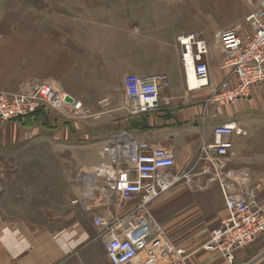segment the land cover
<instances>
[{"label":"crops","instance_id":"crops-1","mask_svg":"<svg viewBox=\"0 0 264 264\" xmlns=\"http://www.w3.org/2000/svg\"><path fill=\"white\" fill-rule=\"evenodd\" d=\"M158 5L160 1L152 0V8ZM153 12L138 18L120 15L119 26L115 25L114 16H105L99 10L89 19H86L87 14L71 8L46 14L44 20L38 21V86L51 83L80 100L88 118H102L98 132L93 134H99L105 142L112 134L124 132L151 147L170 150L175 167L180 168H203L202 143L215 140V125L230 123L239 132L228 138L232 148L224 158L227 168L246 171L249 182L252 175H264V82L252 87L250 101L234 104L213 102L209 87L189 89L176 43V36L184 33L185 28L173 25L170 15ZM132 23L140 24V33L131 37L132 47L135 43L136 47L129 55L131 59L134 56L135 62H122L128 54L113 50L120 44L116 37H127ZM232 25L242 36L250 31L243 20ZM141 39L154 40V50L141 51ZM222 57L221 49L211 50L209 81L214 86L230 89L237 79L231 69L220 67ZM138 62L149 66L141 67L136 65ZM108 71L166 74L170 84L162 90L156 111L145 116L132 115L126 109L123 80L111 83L106 75ZM104 102L110 105L108 111L100 109ZM45 113V107L41 106L38 125L44 123ZM34 128L19 121L0 122V133L10 134L12 140L16 139L17 131L31 135ZM6 129L10 132L4 133ZM195 176L196 181L202 183L216 181L202 174ZM212 194L215 199L213 223L217 226L225 214L218 184L212 186ZM183 196V192L172 188L161 193L149 204L150 213L170 240L186 249L187 264H229L221 254L202 248L205 240L201 235L205 229L184 240L170 234L174 229L173 221L166 212L175 204L174 199H179V206L184 205ZM0 212V264H111L96 227L92 230L84 224L70 223L60 228L51 217L38 216V175L0 174ZM231 264H264V242L259 240L238 250Z\"/></svg>","mask_w":264,"mask_h":264},{"label":"built area","instance_id":"built-area-1","mask_svg":"<svg viewBox=\"0 0 264 264\" xmlns=\"http://www.w3.org/2000/svg\"><path fill=\"white\" fill-rule=\"evenodd\" d=\"M256 1L257 6L244 17L249 33L242 36L238 28L230 27L216 35L223 53L220 67L231 69L237 79L233 88L214 86L209 81L211 48L200 33L189 31L176 36L189 89L209 87L213 102L234 104L251 100L252 87L264 82V0ZM188 68L193 71V86L189 85ZM169 84L166 74H126L123 89L128 113L148 115L156 111L161 92ZM66 96L51 83L39 85L32 93L6 95L0 91V122L26 123L41 106L59 110L66 118L89 116L80 100L72 97L71 101H66ZM238 132L230 123L217 124L213 128L215 140L203 142L200 149L205 165L202 173L215 172L212 180L219 183L225 207V214L218 225L209 230L202 248L221 254L229 264L238 250L264 233V207L258 203L256 187L249 184L248 173L223 172L224 158L232 148L228 138ZM103 151L110 165L98 171L99 175L111 179L107 190L115 199L108 201V210L90 207L85 202L84 207L91 213L92 223L102 236L108 261L111 264H187L186 249L170 240L149 210V204L156 197L180 180L174 172L176 162L170 150L151 147L145 141L118 132L107 140ZM75 202L77 200L72 203Z\"/></svg>","mask_w":264,"mask_h":264},{"label":"rangeland","instance_id":"rangeland-1","mask_svg":"<svg viewBox=\"0 0 264 264\" xmlns=\"http://www.w3.org/2000/svg\"><path fill=\"white\" fill-rule=\"evenodd\" d=\"M157 1L160 6L152 8V0H0V91L6 95L32 93L38 87V21L44 20L51 11L57 13L62 8H71L74 12L87 14L86 19H89L95 10H99L105 16H114L116 26L121 24L120 15L138 18L150 16L155 11L170 15L173 25L185 28V32L200 33L213 50L219 49L217 32L244 21L245 15L257 6L256 0ZM130 25L127 37L118 39L120 34L116 37L120 44L113 49L128 54L122 62H135L134 56L131 59L129 55L136 47V43L132 47L131 37L140 33V24ZM154 44L152 39H141L139 49L153 51ZM136 65L149 66L143 62ZM128 73L108 71L106 75L108 81L117 83ZM100 106L104 111L110 109L107 102ZM45 110L44 123L38 125V109L25 123L26 127L35 126L31 135L17 131L16 139L12 140L10 134L0 133V174L38 175V216L51 217L60 228L79 223L95 230L92 215L84 207V202L90 207L108 210V201L115 199L107 190L111 179L99 175L98 171L110 165L103 151L107 142L99 134H93L98 132L103 119H72L51 107H45ZM6 131L10 132L6 129L4 133ZM202 170L201 167L174 168L180 180L172 190L183 192L185 204L179 206V199H174L175 204L166 213L173 221L174 229L170 234L178 240L194 236L201 229H205L201 237L206 240L209 230L216 225L213 223L215 199L212 186L219 183L196 181L195 175L198 174L209 178L215 176L213 170L207 173ZM223 172L230 174L233 171L225 166ZM250 178L249 184L256 187L257 199L264 205V175ZM204 186L206 188H202ZM74 200L77 202L72 203ZM259 240L264 242V233L252 243Z\"/></svg>","mask_w":264,"mask_h":264},{"label":"bare ground","instance_id":"bare-ground-1","mask_svg":"<svg viewBox=\"0 0 264 264\" xmlns=\"http://www.w3.org/2000/svg\"><path fill=\"white\" fill-rule=\"evenodd\" d=\"M195 3V2H194ZM197 4V3H196ZM216 4V3H214ZM217 5V4H216ZM218 6V5H217ZM218 8V7H217ZM188 77H189V85L193 86L195 84L194 76H193V71L191 68H188ZM88 178H91V176H88Z\"/></svg>","mask_w":264,"mask_h":264},{"label":"water","instance_id":"water-1","mask_svg":"<svg viewBox=\"0 0 264 264\" xmlns=\"http://www.w3.org/2000/svg\"><path fill=\"white\" fill-rule=\"evenodd\" d=\"M65 99H66V101H71L72 100V97L69 96V95H67Z\"/></svg>","mask_w":264,"mask_h":264},{"label":"trees","instance_id":"trees-1","mask_svg":"<svg viewBox=\"0 0 264 264\" xmlns=\"http://www.w3.org/2000/svg\"><path fill=\"white\" fill-rule=\"evenodd\" d=\"M142 116H145V115H142Z\"/></svg>","mask_w":264,"mask_h":264}]
</instances>
